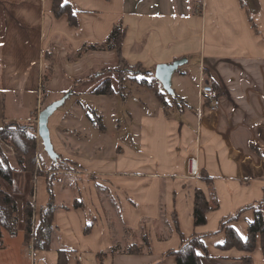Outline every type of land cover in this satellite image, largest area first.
<instances>
[{"label": "crops", "instance_id": "1", "mask_svg": "<svg viewBox=\"0 0 264 264\" xmlns=\"http://www.w3.org/2000/svg\"><path fill=\"white\" fill-rule=\"evenodd\" d=\"M66 1L76 24L66 14L56 17L52 0H0V122H37L47 76L46 100L74 89L70 96L88 94L106 104L108 94L94 90L108 78L118 89V73L108 71L120 64L117 50H80L104 43L119 22L127 31L123 55L130 65L156 69L200 53L199 76L214 83L220 105L212 108L198 93L197 107L189 110L187 95H180L183 104L175 100L172 105L162 97L159 81H154L159 93L137 84L156 96L129 107L126 122L115 106L110 115L105 108L89 109L102 130L107 118L118 122L119 138L110 150L102 147L101 135L88 134L83 118H92L85 108H60L49 121L53 144L80 169L54 171L56 216L49 248L32 256L24 226L19 248L13 244L15 233L3 229L0 264H61L60 249H66L65 264H178L168 251L195 231L205 234L210 257L204 264H242L246 255L253 264H264L261 235L250 253L222 247L226 233L216 232L223 217L264 197V0ZM48 51L53 53L51 75ZM122 100L129 101V94ZM192 156L215 178L212 187L187 176ZM47 188V179L36 176V223L50 199ZM197 188L214 207L207 224L199 226L193 217ZM255 217L256 209L248 208L231 225L246 238ZM133 244L142 251L129 252Z\"/></svg>", "mask_w": 264, "mask_h": 264}, {"label": "trees", "instance_id": "2", "mask_svg": "<svg viewBox=\"0 0 264 264\" xmlns=\"http://www.w3.org/2000/svg\"><path fill=\"white\" fill-rule=\"evenodd\" d=\"M52 11L56 17H61L62 15H68L69 21L71 24H76V16L73 10L72 5L66 0H52ZM126 28H124L121 22L117 23L113 30L111 31L107 40L102 44H84L83 48L80 50V53L83 50H117V53L120 58V64L118 67L109 68L108 71L117 72L119 75V86L118 89H115L112 81L108 78L104 80L98 87L95 88V94H115L116 92L122 96L126 97L127 93L124 91V83L126 81V75L128 72L144 74L146 76L152 77L153 81L142 80L140 79L141 85H147L150 88L154 89L157 93L156 86H154V81H158L154 75L156 69L146 68L141 64L130 65L124 55H123V42L126 37ZM52 52L48 51L46 53L47 68L53 71L52 66ZM49 81V78H46L45 84ZM147 82V83H146ZM214 89L216 86L214 83L210 82ZM216 95L217 94V91ZM64 94H67L65 92ZM72 95V93H70ZM48 106V105H47ZM45 106V107H47ZM58 111V109L56 110ZM55 111V112H56ZM54 112V114H55ZM53 114V115H54ZM52 115V116H53ZM51 116V117H52ZM50 121V120H49ZM35 127L34 121L21 122V121H7L4 120L0 122V135L7 138L11 143L17 148V153L19 154V163L22 164L25 170L35 172L37 170V156L35 154L36 148V138L27 134L26 130L28 128L32 129ZM52 139V135H51ZM43 143V141H42ZM53 143V140H52ZM44 145V144H43ZM54 146V144H53ZM45 148V147H44ZM56 151V148L54 146ZM46 150V149H45ZM47 152V151H46ZM57 152V151H56ZM60 155V154H59ZM51 158V157H50ZM52 167L49 171V174H45L47 177L48 189L50 191V199L48 203L40 208V220L39 223L35 222L34 214L36 211V205L31 202H27L23 207L24 213V225H25V244L27 246L31 245L32 240L34 241V247L36 249H48L49 248V232L54 226L55 216H56V207L54 204V192H53V181H54V171L56 170H70L78 171L80 166L73 160L63 157H60L55 160L52 159ZM14 167L12 166L9 158L0 150V177L11 184L14 178ZM201 180L205 181L210 187L214 185L215 178L211 176L206 170L201 169L199 171V176ZM81 204V202H79ZM78 203V204H79ZM78 204H75L78 207ZM256 204V205H255ZM250 204L244 208H241L236 213L229 214L221 219L220 226L218 231H225L226 233V242L222 247L231 248L236 247L238 249L244 250L246 252H252L255 250L258 243V235L262 237V248L264 251V216L262 212V207L264 206V197L257 203ZM256 209V217L253 220L248 228V235L246 238L241 236L238 230L231 225V223L238 221L241 218L242 212L248 208ZM214 210V207L211 206L209 199L203 189L197 188L195 192V204H194V224L196 226L205 225L208 222V214ZM18 203L16 198L6 190L0 188V236L3 229L11 233H16L17 224H18ZM176 223L177 220H176ZM179 227V225H177ZM87 229H89L87 227ZM215 232V233H216ZM205 234L195 231L189 237H183L182 243L178 249L168 251V254H173L176 256L178 264H204V259L209 256L208 247L204 241ZM129 252H141L142 249L135 244L129 247ZM60 259L61 264L66 263V249H60ZM100 260L105 256L104 252L100 254ZM242 264H253V258L249 255H246L242 258Z\"/></svg>", "mask_w": 264, "mask_h": 264}, {"label": "rangeland", "instance_id": "3", "mask_svg": "<svg viewBox=\"0 0 264 264\" xmlns=\"http://www.w3.org/2000/svg\"><path fill=\"white\" fill-rule=\"evenodd\" d=\"M187 58V62L183 63L179 66L178 70L174 73V82H173V88L175 90V95L170 94L162 84H160V88L163 91L162 97L173 105L175 103V100H177L178 106L183 104L182 95H187L186 99V107L189 110H195V107H197V94L199 93V85L201 81V75L199 76L200 70L202 68L201 65V58L200 53L190 55ZM48 72L51 75V70L48 68ZM179 72H182L184 74L183 78L181 80L178 79L177 75ZM127 74H131V79H126L124 85V91L129 94L130 100L129 101H123L122 96H116V95H107L109 97L106 104L100 106L97 102V99L95 97H92L91 95H80L78 97L75 96H68L67 102L63 105H61L58 110L61 108H68V107H78L82 106L85 108L86 112H88L89 116L93 119L94 115L89 111L90 108H93L95 110H99L100 108H105L108 110V114L110 115V110L113 109V106L117 107L118 116L119 119L122 122H126L125 120V114L126 110L129 107L139 106L143 101L150 102L152 96H156L154 92L145 87L143 89L139 88L137 84L139 85L140 79L149 81L151 80L149 76H146L144 74H133L131 72H128ZM48 78V76H47ZM173 81V80H172ZM177 81L179 83H177ZM46 80L43 81V88L46 89L47 85H45ZM147 83V82H146ZM179 84V85H178ZM141 85V84H140ZM41 90V102L46 101L44 104L42 103V110L45 108V106L57 101L61 100L63 97H65L66 94H53L52 97L49 98V100H46L48 97L46 94H44ZM74 93V89H71L67 91V94ZM177 95V97H176ZM181 95V96H180ZM115 96V97H114ZM117 98V103L114 105L113 102ZM114 107V108H115ZM17 115H23V114H17ZM124 116V119L122 117ZM84 123L86 125V129L88 134L92 137L94 136H100V141L102 142V147L107 150H110L112 147H115V141L119 138L118 132L119 128L117 123L118 122H112L113 118L109 117L105 121H102L104 125H106L107 129L102 130L100 129V122H97L94 120L95 128L89 127L91 124V121L87 116H84L83 118ZM112 126H111V125ZM27 134L30 136H33L36 138V148H35V154L37 156V163L38 168L35 172L27 171L25 170L22 164L19 163V154L17 153V148L13 143H11L7 138L3 137V135H0V150L9 158L12 166L14 167V178L13 182L11 184L7 183L0 177V188L6 190L7 192L11 193L16 200H18L21 203V207L23 209L24 205L27 202H31L33 195H34V183L36 176H43L47 179L48 176H45V174H49V171L52 167V160L48 156V153L46 152L44 145L42 143V139L40 138L38 134V119L37 122H35V127L30 129L28 128L26 130ZM116 133V137H112V133ZM92 139L89 138L87 140L89 143H91ZM86 141V140H85ZM57 150V149H56ZM46 158V159H45ZM55 185H57V181L54 182ZM47 194L49 195L50 192L48 191V188L46 189ZM18 203V202H17ZM23 214V213H22ZM17 216L19 217V206H18V212ZM24 219V215H23ZM24 222V221H23ZM22 226L25 227L24 223L21 224L18 222L17 224V231L13 235L14 242L13 244L19 248L22 245V239H23V231H21ZM34 243L32 240L31 244ZM30 247V245H29Z\"/></svg>", "mask_w": 264, "mask_h": 264}, {"label": "water", "instance_id": "4", "mask_svg": "<svg viewBox=\"0 0 264 264\" xmlns=\"http://www.w3.org/2000/svg\"><path fill=\"white\" fill-rule=\"evenodd\" d=\"M187 58H180L175 60L172 63H161L156 66L155 77L156 79L163 85V87L172 95H175V90L173 88V75L178 70L179 66L183 63L187 62ZM70 95L66 94L61 100H57L47 107H45L39 113L38 117V133L41 136L44 147L48 153V155L57 160L60 155L55 151L52 139H51V131L49 128V120L54 112L65 103L67 97Z\"/></svg>", "mask_w": 264, "mask_h": 264}, {"label": "built area", "instance_id": "5", "mask_svg": "<svg viewBox=\"0 0 264 264\" xmlns=\"http://www.w3.org/2000/svg\"><path fill=\"white\" fill-rule=\"evenodd\" d=\"M199 94H200L201 99L209 100L212 108L219 107L220 99L216 95L215 89L209 81L201 79L200 85H199ZM199 171H200L199 160L196 157H193V156L190 157L187 176L190 178H198ZM30 252H31V255L34 256V253H35L34 243L30 245Z\"/></svg>", "mask_w": 264, "mask_h": 264}]
</instances>
